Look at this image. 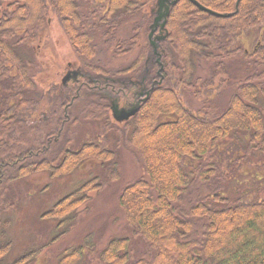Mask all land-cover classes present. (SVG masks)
<instances>
[{
  "label": "trees",
  "instance_id": "16d2710c",
  "mask_svg": "<svg viewBox=\"0 0 264 264\" xmlns=\"http://www.w3.org/2000/svg\"><path fill=\"white\" fill-rule=\"evenodd\" d=\"M198 1L233 15L219 18L178 0L162 44L165 79L132 119L117 123L107 94L52 82L37 45L54 14L86 73L136 78L151 50L148 40L133 62L112 71L94 60L95 33L102 31L113 43L115 56H127L141 42L142 30L146 37L156 0H0V264H26L69 232L90 194L119 179L123 149L143 175L119 196L130 235L109 237L97 254L100 264H264V197L248 200L243 192L230 193L232 179L239 180L229 176L237 175V164L248 163L254 151L262 153L258 160L264 156V0H240L238 7V0ZM137 14L143 23L137 21L131 36L116 37ZM255 30L250 46L242 47ZM238 58L246 73L233 76L231 95L220 108L205 97L204 88ZM203 63L209 78L199 74ZM150 67L155 77V66ZM192 97L202 98L199 107H193ZM94 123L100 125L97 137L72 149L79 128ZM87 161H100L101 175L84 181L44 214L58 220L60 234L6 262L12 220L3 215L15 208L9 186L43 172L52 178L70 175ZM260 167L264 171V162ZM262 178L259 194L264 172ZM140 246L142 256L137 255ZM82 257L83 246H69L60 264H79Z\"/></svg>",
  "mask_w": 264,
  "mask_h": 264
},
{
  "label": "rangeland",
  "instance_id": "374dc122",
  "mask_svg": "<svg viewBox=\"0 0 264 264\" xmlns=\"http://www.w3.org/2000/svg\"><path fill=\"white\" fill-rule=\"evenodd\" d=\"M97 1L105 2V0ZM143 20L140 14L131 17L117 30L116 37L125 39L131 36L137 21L143 23ZM257 33L256 30L249 32L247 39H243L241 43L242 47H249L250 38L255 37ZM141 36V42L133 52L127 56L117 57L113 53V43L105 41L102 31L95 33L98 50L94 60L101 62L112 71L128 65L139 55L140 45H146L147 37H143V30ZM37 54L38 59L44 63L49 74H52V82L59 81L61 83V79L67 72L69 62L74 68L81 66L82 58L77 56L54 14L50 20L49 28L43 34V39L37 45ZM152 63L155 65V61ZM156 68L155 65L154 70ZM207 68L208 64H201L199 74L204 78L210 77ZM245 73L243 59H234L226 71L217 75L213 82L204 88L207 90L205 97L212 98L220 108H223L233 90L231 85L233 76H240ZM201 99L192 97L194 108L200 106ZM164 119H167V116H163L162 120ZM99 132L100 125L98 123L84 124L77 132V139L72 149H78L87 139H95ZM159 136L156 137L157 140L160 138ZM110 137L107 142L112 145L113 141ZM228 141L232 142L233 140L228 139ZM224 145H228L227 141L224 142ZM241 153L244 152L241 150ZM261 155L262 153L256 150L248 163L237 164V175L230 173L229 176H237L239 182H233L232 179L230 193L241 195L243 192L242 196L248 200L264 197V192L259 194L256 191L258 186L263 183L264 171L260 165L261 162H264V156L258 160ZM119 164L121 173L119 179L108 183L99 193L92 192L90 194L91 199L78 210L80 215L71 230L52 245L41 248L36 256L26 264H60V255L69 246H83V257L79 264H100L97 260V254L104 247L109 237L130 235V230L125 229L127 222L122 211H120L119 196L126 184L143 175V169L125 149L121 150ZM100 165V161H87L70 175L52 178L47 172H43L16 181L9 186V193L13 197L15 208L3 215L6 219L12 220L7 229L8 237L11 240V250L6 262H12L60 234L62 229L57 226L58 220L46 218L44 214L59 200L76 190L84 181L101 175ZM177 242L181 243L180 241ZM88 244H93L94 247ZM143 249L142 246L139 247L138 256L144 254Z\"/></svg>",
  "mask_w": 264,
  "mask_h": 264
},
{
  "label": "flooded vegetation",
  "instance_id": "af4514ba",
  "mask_svg": "<svg viewBox=\"0 0 264 264\" xmlns=\"http://www.w3.org/2000/svg\"><path fill=\"white\" fill-rule=\"evenodd\" d=\"M162 37L163 33H161L157 28L152 38L159 42L160 40H162ZM161 51L162 48L160 46L158 52ZM157 55L158 58L155 56H150V54H148L147 62L150 59L152 61H159L160 53H157ZM70 69H74L73 65H68L67 68V72H70V75H73V72ZM157 76L155 78L148 69H145L144 73H142L141 76H138V78H106L104 79L105 84L102 86V82L98 78H91L90 76L84 75V78H86V80L80 82L79 87L88 85V82H92L93 89L96 90V92L107 94L111 102L117 100L120 107H122L131 105L132 103L136 102H143L152 86L154 87L156 84H158V78H162L161 74H159L158 77Z\"/></svg>",
  "mask_w": 264,
  "mask_h": 264
},
{
  "label": "water",
  "instance_id": "95a60500",
  "mask_svg": "<svg viewBox=\"0 0 264 264\" xmlns=\"http://www.w3.org/2000/svg\"><path fill=\"white\" fill-rule=\"evenodd\" d=\"M191 1L197 8H199L202 11H205L211 15H214L216 17H229L232 15V13H220L215 10H212L203 4H201L198 0H189ZM178 2V0H157L156 6L158 7L157 14L153 24L151 25V34L155 31V27L158 25L159 21L163 20L162 23H160L161 29L166 28V20L167 17L170 14V8L171 6L175 5ZM240 0L237 1V5L239 4ZM167 35V33H166ZM151 44L154 47V50L156 51V45L153 41H151ZM69 75V74H68ZM65 76L63 79V82L67 81L69 77ZM81 75V72L79 70L74 71V78H77V76ZM140 109V103L131 105L129 107H122L119 108L118 104L116 102H113L112 104V111L114 114V117L118 121H123L129 119L131 116L135 115Z\"/></svg>",
  "mask_w": 264,
  "mask_h": 264
},
{
  "label": "bare ground",
  "instance_id": "6f19581e",
  "mask_svg": "<svg viewBox=\"0 0 264 264\" xmlns=\"http://www.w3.org/2000/svg\"><path fill=\"white\" fill-rule=\"evenodd\" d=\"M167 31H169L168 27H166Z\"/></svg>",
  "mask_w": 264,
  "mask_h": 264
}]
</instances>
